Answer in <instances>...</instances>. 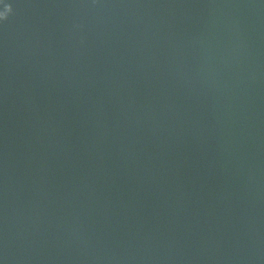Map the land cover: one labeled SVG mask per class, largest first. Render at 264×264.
<instances>
[{
  "label": "water",
  "instance_id": "water-1",
  "mask_svg": "<svg viewBox=\"0 0 264 264\" xmlns=\"http://www.w3.org/2000/svg\"><path fill=\"white\" fill-rule=\"evenodd\" d=\"M0 264H264V0H0Z\"/></svg>",
  "mask_w": 264,
  "mask_h": 264
}]
</instances>
